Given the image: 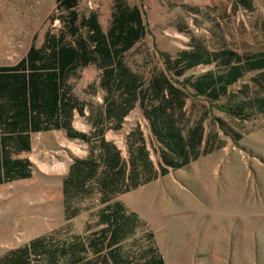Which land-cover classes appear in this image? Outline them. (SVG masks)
<instances>
[{
    "label": "rangeland",
    "instance_id": "374dc122",
    "mask_svg": "<svg viewBox=\"0 0 264 264\" xmlns=\"http://www.w3.org/2000/svg\"><path fill=\"white\" fill-rule=\"evenodd\" d=\"M116 1L79 0L76 10L84 15L95 13L106 30ZM121 1L139 7L146 30L123 53L122 62L142 77L145 86L162 72L184 93L182 107L174 105L173 112L186 130L196 125L202 128L198 157L193 158L191 152L187 164L167 166V173L162 174L164 147L152 133L139 101L118 126L113 118L105 117V110L109 98L119 97L101 85L104 73L100 69L83 68L77 78L69 80L71 94L84 106L82 114L74 111L71 126L87 134L90 143L69 137L64 129L31 134V150L19 154L30 161L31 177L0 185V258L37 237L46 236L60 246L98 236L105 225L98 222V211L105 205L101 194L78 196L74 206L79 213L66 219L63 178L75 158L86 157L103 139L120 150L128 168L143 142L154 174L150 181L126 192L104 194L141 221L133 236L120 244V254L129 264H141V251L149 247L165 264H264V114L231 107L264 94L254 81L260 71L246 72L228 86L225 96L212 101L185 79L221 72L223 67L211 62L182 74L169 70L171 61L194 45L206 51L264 52V0H251L252 9L237 0ZM55 8V0H0V66L16 64L33 40L37 46L42 44L47 31L56 35L62 31ZM157 104L147 99L143 105L151 109ZM139 178L140 182L144 174ZM110 250L105 247L101 255ZM84 258H95L92 249H86ZM59 264L70 263L60 259Z\"/></svg>",
    "mask_w": 264,
    "mask_h": 264
},
{
    "label": "trees",
    "instance_id": "16d2710c",
    "mask_svg": "<svg viewBox=\"0 0 264 264\" xmlns=\"http://www.w3.org/2000/svg\"><path fill=\"white\" fill-rule=\"evenodd\" d=\"M55 1L54 15L60 20L62 31L57 35L47 31L42 44L37 46L33 40L26 55L16 64L0 66V185L31 177L30 161L19 154L31 150V134L34 132L64 129L69 137L90 143L87 134L71 126L74 111L82 114L84 106L71 94L69 82L90 65L104 73L101 82L104 89L111 96L116 93L119 97L108 99L106 118H113L120 126L135 102L139 101L145 117L152 124V133L164 147L162 174L167 173V166L179 168L187 164L191 152L193 158H197V148L203 139L202 128L196 125L186 130L173 112L174 105L182 107L184 93L162 72L154 75L145 86L142 77L122 62L123 53L146 33L139 7L116 1L110 24L104 30L95 13L84 15L77 12L79 0ZM237 1L252 9L251 0ZM54 15L49 17L50 21ZM211 62L225 70L185 79V83L200 95L216 101L227 94L229 85L251 70L260 71L259 79L254 81L258 89L264 91V52L206 51L194 45L192 50L171 61L169 70L182 74L185 69ZM147 99L157 100L158 104L146 109L143 104ZM231 107L237 112L249 109L264 114V94L247 97L241 104ZM99 143L90 148L86 157L75 158L63 178L66 219L79 213L80 209L74 206L78 196L85 199L92 198L94 191L101 194L100 200L105 205L98 211V222L105 225L98 236L88 242L78 240L60 246L53 245L46 236L37 237L1 257L0 264H59L60 259L70 264H129L128 259L120 254V244L133 236L141 221L121 202H110L111 197L104 194L113 196L126 192L141 182L150 181L154 174L143 142L135 153L136 158H130V168L114 144L103 139ZM139 159L144 167L143 173L140 172ZM142 174L144 178L139 182ZM148 235L152 238L151 233ZM105 247L111 248L106 256L101 255ZM86 249H92L94 259L86 261ZM141 258V264H165L153 247L141 251Z\"/></svg>",
    "mask_w": 264,
    "mask_h": 264
},
{
    "label": "crops",
    "instance_id": "0c3cea01",
    "mask_svg": "<svg viewBox=\"0 0 264 264\" xmlns=\"http://www.w3.org/2000/svg\"><path fill=\"white\" fill-rule=\"evenodd\" d=\"M102 204H104V203H102ZM104 206V205H103Z\"/></svg>",
    "mask_w": 264,
    "mask_h": 264
}]
</instances>
